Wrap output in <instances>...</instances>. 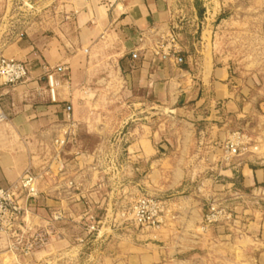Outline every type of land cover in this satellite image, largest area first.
<instances>
[{"label":"rangeland","instance_id":"obj_1","mask_svg":"<svg viewBox=\"0 0 264 264\" xmlns=\"http://www.w3.org/2000/svg\"><path fill=\"white\" fill-rule=\"evenodd\" d=\"M86 1L0 0V51L14 44L40 46L45 39L77 50L79 29L73 22L74 11L79 12ZM172 15L169 23L147 38L144 47L176 63L178 69L172 70L175 84L167 101L158 102L155 92L142 86V73L138 72L129 75L127 103L124 76L108 58L107 41L85 44L91 54L86 56L83 72L72 74L63 65L66 71L58 75V90L72 101L64 106V116L42 123L48 126V133L37 137L38 164L29 165L43 174L41 194L31 210L36 217H40V209L46 210L41 217L44 224L35 227L47 232V240L30 260L21 258V264H113L107 256L118 250L121 240L144 243L141 234L157 235L174 225L178 214L173 198L177 196L191 197L200 206L203 203L199 231L217 225L240 229L237 244L227 240L230 260L214 264H264V186L236 203L222 200L233 212L229 224L205 227L202 222L208 202L218 199L204 198L205 190L219 179L215 165L220 168L237 157L264 161V0H176ZM215 59L230 60V98L212 102L211 95L197 108L194 103L180 109L173 99L185 93L184 99L195 102L196 67ZM43 64L48 63L39 66ZM136 64L141 65L139 60ZM183 83L189 86L184 88ZM126 132L129 136L118 135ZM64 135L68 144L56 158L54 141ZM143 135L154 147L169 145L159 158L182 162V184L172 178L174 167L151 166L128 152V145L137 146ZM227 143L240 149L239 155L228 160ZM166 168L168 174L160 176ZM45 192L58 202L55 207L38 203ZM143 195L167 201L170 214L163 226L141 227L122 216ZM239 205L242 209L237 210ZM145 228L151 230L144 234ZM151 240L159 243L157 238L147 241Z\"/></svg>","mask_w":264,"mask_h":264},{"label":"crops","instance_id":"obj_2","mask_svg":"<svg viewBox=\"0 0 264 264\" xmlns=\"http://www.w3.org/2000/svg\"><path fill=\"white\" fill-rule=\"evenodd\" d=\"M112 2L113 4L107 7L101 0H87L79 12L74 11L73 22L79 29L77 50L71 51L58 41L45 39L46 42L40 46L37 43L35 46L14 44L0 51V56H11L27 61L30 68L27 80L16 85L4 86L0 90V114L3 113L7 117L5 123H0V186H6L17 180L27 166L38 164L37 137L48 133V126H42V123L53 122L64 116V106L72 101L63 90H58L56 101L51 100L44 73L39 66L40 62H47L52 67L67 64L72 74L80 73L83 72L86 56L91 54V50L87 49L85 44L107 41L110 46L108 58L117 65L121 75L124 76L127 103H129V75L138 72L142 73V86L152 89L158 102L167 101L175 84L173 73L178 69L175 67L176 63H173V58L157 56L154 51H145L144 47L147 38L173 18L176 0ZM103 7L106 8L103 9ZM142 56H144L143 61ZM138 60L141 65L137 67ZM196 64L198 65V62ZM172 70H174L173 73ZM231 72L230 60L215 59L211 64L204 61L196 67L199 82L197 94L194 97L195 102L190 101V97L184 99L185 93H181L182 97L177 95L173 103H179L180 109H188L189 105L193 106L194 103L197 108L209 101L211 95L212 102L225 101L230 98ZM193 82L196 83V81ZM188 84L183 83V87L187 88ZM192 111H194L193 108ZM120 134L129 136V132L118 135ZM137 141V146L132 144L129 147L128 145V152L130 150L133 157L141 158V161L155 167L168 164L174 167L172 178H175L178 184L185 181V175L180 170L183 167L181 161L159 158V155H165L169 149L168 144L154 147L150 139L144 135ZM131 148H133L132 151ZM214 168L218 170L219 179L215 181L214 187L205 190L204 198L206 199L217 197L234 202L247 196L248 192H259L258 189L264 186V161L260 157H255L253 160L237 157L228 165H221L218 168L217 164ZM168 170L163 169L159 175H167ZM193 178L194 174L191 173L190 179L193 180ZM40 199L38 202L40 205L55 207L58 203L47 192L43 193ZM174 199L178 218L173 226L162 229L157 235L141 234L140 236L146 239L144 243L136 242L135 239L121 240L117 244L118 250L107 256L110 262L113 264L228 262L230 258L229 247L226 246L227 240L230 241L231 238L237 244L236 237H239L240 229L217 225L199 231L203 203L200 206L191 197L185 196H177ZM239 208L242 209V206H237V210ZM44 210L38 211L40 217L31 215L29 223L32 226L44 224L41 220V217L46 215ZM246 213L247 210L244 211V214ZM149 230L151 229L145 228L142 231L145 234ZM155 238L159 243L147 241ZM21 261V258H15L10 254L6 239L0 237V264H16L17 262L21 264Z\"/></svg>","mask_w":264,"mask_h":264},{"label":"built area","instance_id":"obj_3","mask_svg":"<svg viewBox=\"0 0 264 264\" xmlns=\"http://www.w3.org/2000/svg\"><path fill=\"white\" fill-rule=\"evenodd\" d=\"M112 1L119 0H101L107 7L113 4ZM42 70L48 82L51 100L56 101L60 86L58 75H65L66 67H51L48 64H43ZM29 75L30 68L27 63L4 56L0 57V90L4 86L16 85L27 80ZM5 120H7L6 115L1 113L0 122ZM65 135H68V131L65 132ZM65 135L54 141L58 151L56 158L59 157L61 149L68 144V138ZM225 148L226 160L240 153V149L234 143H227ZM60 170H62L61 167ZM41 178H43L42 173H37L33 166H28L17 180L6 186H0V237L6 239L9 252L25 259V261L30 260L34 252L45 245L47 240L45 230L38 229L29 223L32 215V203L41 194L39 187ZM169 214L167 201L143 195L135 201L134 205L123 211L122 216L137 226L158 228L165 224ZM231 221H233V212L221 199H213L208 202L207 211L204 213L202 221L205 227L229 224Z\"/></svg>","mask_w":264,"mask_h":264}]
</instances>
